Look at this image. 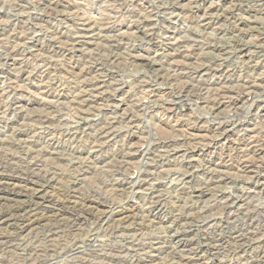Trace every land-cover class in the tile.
<instances>
[{"label": "rangeland", "instance_id": "obj_1", "mask_svg": "<svg viewBox=\"0 0 264 264\" xmlns=\"http://www.w3.org/2000/svg\"><path fill=\"white\" fill-rule=\"evenodd\" d=\"M262 2L0 0V264H263Z\"/></svg>", "mask_w": 264, "mask_h": 264}, {"label": "bare ground", "instance_id": "obj_2", "mask_svg": "<svg viewBox=\"0 0 264 264\" xmlns=\"http://www.w3.org/2000/svg\"><path fill=\"white\" fill-rule=\"evenodd\" d=\"M177 1H179V0H177ZM61 3V2H60ZM261 3V2H260ZM262 4H264L263 2H262ZM212 5V4H211ZM209 7V6H208ZM261 9V8H260ZM152 66V65H151ZM104 131V130H103ZM1 158V157H0ZM11 158V157H10ZM1 163V162H0ZM4 165V164H3ZM25 165V164H24ZM0 168H1V166H0ZM2 169V168H1ZM29 169V168H28ZM28 169H27V171H28ZM2 171V170H1ZM2 173V172H1ZM16 175H19V174H16ZM24 175H26V174H24ZM2 176H4V175H2ZM9 176V175H8ZM30 176H32L31 174H30ZM30 176H28V178L30 177ZM33 176L34 177H38V175L36 176V174H33ZM16 177V176H15ZM18 177H21V176H17V178ZM2 178V177H1ZM13 178H14V176H13ZM12 178V179H13ZM27 178V177H26ZM33 178V177H32ZM32 178H30V179H32ZM10 179V178H9ZM21 179V178H20ZM23 179V178H22ZM29 180V179H28ZM1 181V180H0ZM13 181V180H12ZM36 181V180H35ZM45 181V180H44ZM10 182V181H9ZM21 182V181H20ZM31 183V182H30ZM34 183V182H33ZM1 184V183H0ZM4 184V183H3ZM7 184V183H6ZM5 184V185H6ZM17 186V185H16ZM14 187V186H13ZM4 188H2L1 189V186H0V195L2 194V192H4V191H2ZM12 189V188H11ZM14 189V188H13ZM7 190V189H6ZM20 190H22V189H20ZM37 191H38V189H36ZM13 191V190H12ZM10 192V191H9ZM15 192V191H14ZM13 192V193H14ZM74 192V191H73ZM16 193V192H15ZM35 193H36V191H35ZM6 194V193H5ZM17 194H19V193H17ZM23 194V193H22ZM34 194V193H33ZM32 194V195H33ZM66 194V193H65ZM21 195V194H20ZM5 196V195H4ZM4 196H2V197H4ZM12 196V195H11ZM10 196V197H11ZM37 196V195H36ZM1 197V196H0ZM10 199V198H9ZM12 199V198H11ZM1 200V199H0ZM233 200V199H232ZM1 203V202H0ZM24 203V202H23ZM227 204V203H226ZM3 206V205H2ZM74 206V204L72 205V207ZM28 207V206H27ZM13 208V207H12ZM24 208V207H23ZM65 208V207H64ZM20 209H21V207H20ZM13 210V209H12ZM18 210V209H17ZM22 210V209H21ZM64 210V209H63ZM67 210V209H66ZM69 210V209H68ZM7 211V210H6ZM10 210H8V212H9ZM23 211V210H22ZM244 211V210H243ZM156 212V211H155ZM3 213V212H2ZM10 213H11V211H10ZM14 213H15V211H14ZM20 213V212H19ZM22 213V212H21ZM8 214V213H7ZM16 214V213H15ZM58 214V213H57ZM17 215V214H16ZM156 215H159V214H156ZM2 216V215H1ZM6 216H8V215H6ZM18 217H20L19 215H17ZM16 216V217H17ZM125 216V215H124ZM145 216V215H144ZM180 216V215H179ZM8 217H11V214H10V216H8ZM8 217H5V219L4 220H6V218H8ZM16 217H15V219H16ZM99 217V216H98ZM22 218V217H21ZM20 218V219H21ZM50 218V217H49ZM129 218V217H128ZM127 218V219H128ZM163 218H165V217H163ZM9 219V218H8ZM12 219V218H11ZM35 219V218H34ZM33 219V220H34ZM72 219V218H71ZM125 219H126V217H125ZM166 219V218H165ZM255 219V218H254ZM3 220V219H2ZM19 220V219H18ZM30 220V219H29ZM39 220V219H38ZM69 220V219H68ZM230 220V219H229ZM27 221V220H26ZM26 221H24V222H26ZM40 221V220H39ZM38 221V222H39ZM97 221V220H96ZM174 221V220H173ZM173 221H171V222H173ZM31 221H29L28 223H30ZM35 223V222H34ZM121 223V222H120ZM174 223V222H173ZM24 224V223H23ZM244 224V223H243ZM27 226H29L28 224H24V227H21V228H25V227H27ZM128 228V227H127ZM32 229V228H31ZM157 230V229H156ZM170 230H171V228H170ZM30 231V230H29ZM148 231V230H147ZM191 231V230H190ZM255 231V230H254ZM186 232V231H185ZM1 233V232H0ZM4 233V232H3ZM172 233V232H171ZM238 233V232H237ZM177 234V233H176ZM239 234V233H238ZM198 235V234H197ZM223 235V234H222ZM240 235V234H239ZM30 236V235H29ZM2 237V236H1ZM222 237V236H221ZM236 237H237V235H236ZM2 238H4V237H2ZM223 238H225V237H223ZM239 238V237H238ZM242 238V237H241ZM170 239V238H169ZM218 239V238H217ZM25 240V239H24ZM139 240V239H138ZM226 240V239H225ZM1 241V240H0ZM176 241V240H175ZM185 241H187V240H185ZM219 241H221V240H219ZM227 241V240H226ZM2 242V241H1ZM239 242V241H238ZM5 243V242H4ZM59 243H61V242H59ZM219 243H224V242H219ZM176 244V243H175ZM220 244V245H221ZM20 245V244H19ZM219 245V246H220ZM173 246V245H172ZM186 246V245H185ZM217 246V245H216ZM219 246H218V248H219ZM33 247V246H32ZM221 247H223V246H221ZM128 255V254H127ZM137 255V254H136ZM146 255H148V254H146ZM6 256V255H5ZM114 256V255H113ZM144 256V255H143ZM261 256V255H260ZM192 257V256H191ZM139 258V257H138ZM258 258V257H257ZM260 258H262V257H260ZM260 258H258V259H256L257 260V262H258V260L260 259ZM263 260H264V257L262 258ZM262 259H260V260H262ZM252 262H254V261H252ZM261 262V261H260ZM259 262V263H260ZM249 264V263H248ZM253 264H257V263H253ZM260 264H262V263H260ZM263 264H264V261H263Z\"/></svg>", "mask_w": 264, "mask_h": 264}]
</instances>
